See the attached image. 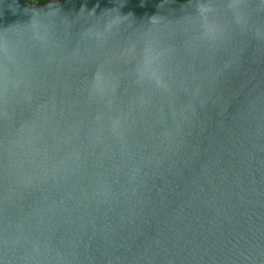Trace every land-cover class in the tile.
<instances>
[{
	"label": "water",
	"instance_id": "water-1",
	"mask_svg": "<svg viewBox=\"0 0 264 264\" xmlns=\"http://www.w3.org/2000/svg\"><path fill=\"white\" fill-rule=\"evenodd\" d=\"M0 264H264V0H0Z\"/></svg>",
	"mask_w": 264,
	"mask_h": 264
},
{
	"label": "trees",
	"instance_id": "trees-1",
	"mask_svg": "<svg viewBox=\"0 0 264 264\" xmlns=\"http://www.w3.org/2000/svg\"><path fill=\"white\" fill-rule=\"evenodd\" d=\"M27 1L34 3V4H37V5H44L49 0H27ZM60 1H65V0H60ZM137 1H139V0H137ZM181 1H186V0H181Z\"/></svg>",
	"mask_w": 264,
	"mask_h": 264
}]
</instances>
